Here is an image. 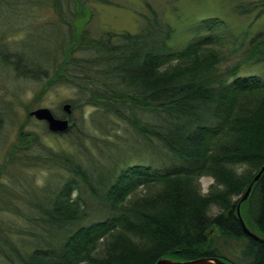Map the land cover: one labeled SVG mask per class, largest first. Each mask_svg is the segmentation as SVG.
Listing matches in <instances>:
<instances>
[{
  "label": "trees",
  "instance_id": "trees-1",
  "mask_svg": "<svg viewBox=\"0 0 264 264\" xmlns=\"http://www.w3.org/2000/svg\"><path fill=\"white\" fill-rule=\"evenodd\" d=\"M84 2L53 0L64 30L56 84L74 87V108L85 103L129 125L145 141L137 153L154 149L143 155L156 153L167 165L123 167L106 179L93 177L74 157L49 158L71 177L49 199L28 200L25 216L30 226L0 220V257L8 264H155L163 257L225 258L216 239L227 238L245 241L244 256L251 264H263L264 242L245 234L237 209L264 166V80L240 75L245 65L264 63V32L223 71L226 56L215 48V18L201 23L205 36L173 50L169 42L174 29L156 15L146 18L137 34L93 37L78 24L84 16L76 10H83ZM14 4L0 0L1 19L13 12ZM8 51L2 46L0 56L19 77L50 78L46 63L32 62L25 52ZM2 126L0 119V131ZM24 153L20 149L13 161ZM239 162H246L249 170L237 178L230 167ZM202 173L215 176L226 190L214 188L202 199L195 184ZM7 201L0 197V211ZM248 202L254 228L264 236V174ZM210 205L222 208L215 219L205 216ZM95 215L101 218L95 221ZM84 221L90 224L65 233ZM14 235L34 241L21 245Z\"/></svg>",
  "mask_w": 264,
  "mask_h": 264
},
{
  "label": "rangeland",
  "instance_id": "rangeland-1",
  "mask_svg": "<svg viewBox=\"0 0 264 264\" xmlns=\"http://www.w3.org/2000/svg\"><path fill=\"white\" fill-rule=\"evenodd\" d=\"M12 2L16 3L11 8L13 12H6L4 19L0 16V48L5 46L7 51L25 52L32 62L46 63L50 71L46 81L19 77L0 56V119L3 125L0 131V197L8 200L7 206L0 211V220L28 227L30 224L25 216L29 211L28 200L49 199L71 177L49 160L53 156L74 157L84 163L93 177L103 175L106 179L114 172L115 175L121 172L123 167L140 164L164 168L167 163H161L156 153L151 155L154 149L147 150L150 155H143L148 153L144 149L143 153H137L145 141L129 125L85 103L74 108L72 102L77 100V91L72 85L56 84V64L63 58V52L58 51L59 42L64 30L60 27L63 19L55 11L53 0ZM78 11L84 16L78 24L95 38L105 33L137 34L145 26L146 18L156 15L174 29L169 42L173 50H182L196 38L205 36L201 23L215 18L218 20V27L213 29L215 48L226 56L223 71L232 68L242 58L250 41L264 32V0H85L83 10L77 8V14ZM240 75H257L264 80V63L245 65ZM67 104L71 105L70 116L64 110ZM40 108L50 109L59 118H69L72 130L55 134L45 122L29 117L30 112ZM23 142L27 144L22 145ZM22 148L26 153L16 156L14 162L12 157ZM249 212V202L243 203L242 216ZM93 217L95 221L101 218L100 215ZM87 223L90 224L84 221L68 227L65 233H73ZM57 235L55 233L53 238ZM14 236L16 243L21 245L34 241L29 236ZM216 240L224 259L244 262L245 241ZM0 264L8 262L0 257Z\"/></svg>",
  "mask_w": 264,
  "mask_h": 264
},
{
  "label": "water",
  "instance_id": "water-1",
  "mask_svg": "<svg viewBox=\"0 0 264 264\" xmlns=\"http://www.w3.org/2000/svg\"><path fill=\"white\" fill-rule=\"evenodd\" d=\"M70 107L71 105L69 104L65 105L64 107V110L67 112L68 116L71 115ZM29 117H34L39 121L45 122L48 126L49 131L55 134H65L69 131L71 127L69 118H59L56 115H54V113L48 108H40L34 110L30 112ZM263 174H264V166L259 170V172L251 181L246 192L241 197L237 209L238 218L246 234L249 237H252L262 242H264V240L260 239L254 232H252L251 229L248 227V225L245 223L244 219L242 218L241 205L249 200L254 190V187L260 181ZM155 264H233V263L227 261L224 258H219V257H205V258H199L196 260H189V261L178 260L170 257H163L159 259Z\"/></svg>",
  "mask_w": 264,
  "mask_h": 264
},
{
  "label": "clouds",
  "instance_id": "clouds-1",
  "mask_svg": "<svg viewBox=\"0 0 264 264\" xmlns=\"http://www.w3.org/2000/svg\"><path fill=\"white\" fill-rule=\"evenodd\" d=\"M209 155H212V153H209ZM230 170L237 178H239L247 173L249 166L246 162H239L231 165ZM195 184L197 194L202 199H208L213 194L214 188L218 191L226 190V186L220 184L216 177L210 174H200L195 178ZM71 195L74 200L77 195L76 191L74 190ZM221 213L222 208H220L218 205H210L209 208L205 210V216H207L209 219H215Z\"/></svg>",
  "mask_w": 264,
  "mask_h": 264
},
{
  "label": "flooded vegetation",
  "instance_id": "flooded-vegetation-1",
  "mask_svg": "<svg viewBox=\"0 0 264 264\" xmlns=\"http://www.w3.org/2000/svg\"><path fill=\"white\" fill-rule=\"evenodd\" d=\"M251 214H250V212H249V214H245V216L244 217H246L245 219H244V217L242 216V218L244 219V221H247V222H245L247 225H248V227L260 238V239H262V240H264V236H261L259 233H258V231L254 228L255 226H254V222H253V219H251V216H250ZM237 218H238V212H237ZM249 218L251 219V220H249ZM238 220H239V218H238ZM240 221V220H239ZM241 224V223H240ZM242 226V225H241ZM244 230V229H243ZM254 230H256V231H254ZM245 232V231H244ZM245 234H246V232H245ZM247 235V234H246ZM248 236V235H247ZM249 237V236H248ZM249 238H251V239H254V238H252V237H249ZM256 242H261L262 243V241H258V240H256V239H254ZM246 247H247V244H246ZM246 249V248H245ZM244 256V254H243V260H244V262H242V263H237V262H231V263H233V264H251L250 263V261H248V259H247V257H245ZM263 264H264V261H263Z\"/></svg>",
  "mask_w": 264,
  "mask_h": 264
}]
</instances>
